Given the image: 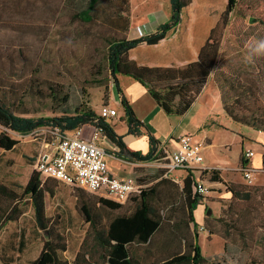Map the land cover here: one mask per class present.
<instances>
[{"label":"rangeland","instance_id":"374dc122","mask_svg":"<svg viewBox=\"0 0 264 264\" xmlns=\"http://www.w3.org/2000/svg\"><path fill=\"white\" fill-rule=\"evenodd\" d=\"M86 1L0 0V96L10 103L22 102L31 112L25 116L34 118L58 116L61 108L72 111L90 108L99 114L101 107L109 105L112 100V106L118 112L117 121L113 120L120 130V118L125 116V110L110 77L108 45L114 39H133L137 32L141 34L144 31V28H138L136 21L130 28L132 12L133 19H138L143 2L100 0L92 21L83 23L76 20L75 15L85 8ZM211 2L216 6L210 11L213 15L227 4V0L200 1L201 5ZM158 4L161 15L171 14L169 0H159ZM127 20L129 28L125 30ZM156 21H159V16ZM154 27H157L156 24H151L150 28ZM262 38L264 0H237L228 25L219 38L218 59L205 88V96L210 91L216 93L219 104H222L223 94L227 103L232 104L234 112L245 120L264 116V56L255 57L252 61L246 59V44ZM120 76L122 80L131 79ZM251 87L253 94L249 92ZM212 103V109L218 112L216 102L213 100ZM135 107L141 118L150 112L148 101ZM205 115V108L198 111L195 107L184 119L179 116L170 119L174 125L181 120L192 127L201 124L194 137L206 145L204 162L212 168L211 172L202 175L208 191L203 205L194 213L199 225L195 231L197 242L206 258L203 264H264V164L262 162L252 182L241 172L245 151L256 153L250 159V166L261 159L264 132H255L238 124L243 130L239 133L237 123L227 118L223 111L219 116L221 118L215 116V122L221 121L225 128L216 126L213 119L203 122ZM92 129V126H85L83 135H89ZM3 130L0 127V133ZM6 132L19 144L12 151L0 148V186L15 192L17 199L11 201L0 195V214L5 216L15 203L24 213L15 222L0 224V264H3L1 258L13 260L6 261L8 264H29L39 255L46 234L36 230L32 208L20 196L35 171L43 141H51V128H41L27 136L11 130ZM101 142L107 152L108 163L113 160V143L105 136ZM211 143L213 146L207 147ZM163 164L164 161H160L148 165L149 175L155 174ZM182 173L174 172L173 175H186ZM138 175L131 174L133 178ZM194 176L199 178L200 174L195 173ZM214 176L218 182L213 181ZM46 182L49 190L55 193L53 197L46 195L47 214L65 236L70 252H75L83 245L89 231V224L77 208V188L50 179ZM172 184L160 187L155 200L163 208L165 217L161 230L154 236L151 245L131 247L141 263L150 262V256L153 259L173 250L183 251L185 240L191 238L193 225L186 227L187 208L178 189L182 184ZM232 190L249 197H234ZM87 194L100 197L95 193ZM170 203L173 207L169 206ZM136 205L137 201L133 199L117 211L101 210L100 214L113 217L129 213ZM67 256L70 257V254Z\"/></svg>","mask_w":264,"mask_h":264},{"label":"trees","instance_id":"16d2710c","mask_svg":"<svg viewBox=\"0 0 264 264\" xmlns=\"http://www.w3.org/2000/svg\"><path fill=\"white\" fill-rule=\"evenodd\" d=\"M99 2L100 0H87L85 8L76 13L75 19L83 23H90ZM191 2L192 0H170V19L150 35L135 39L121 38L109 41L107 61L110 77L125 110L128 132L140 137L143 135L141 129L147 128L150 144V151L144 156L139 153L128 152L129 161L149 163L163 159L165 154L162 151L158 152V146L161 143L145 126L144 122L136 117L129 100L120 87L118 76H129L145 87L166 115L182 117L200 96L215 68L220 49L219 38L222 37L223 31L228 25L230 14L235 9L237 0H228L220 21L211 30L206 43L200 49L197 61L183 67H145L139 66L130 59V52L141 44L158 45L176 31L182 23L184 9ZM128 28L129 20H127L124 29L128 30ZM249 92L250 94L254 93L252 87ZM222 104L226 115L232 121L253 130L264 132V116H257L251 120L241 118L234 112L232 104L227 103L223 94ZM30 113V110L22 102L19 104L10 103L0 96V127L4 129L0 133L1 149L12 151L19 144L17 140L12 139L7 134V130L27 136L41 128L58 127L62 133H70L88 125L102 129L103 135L109 141L120 149H126L122 143V137L116 133L111 124L90 108L75 109L74 111L61 108L60 114L54 117L34 118L25 116ZM244 163L243 157L241 165ZM164 173L165 170L160 168L153 175L138 177V183L144 185L145 189L129 200H136L137 205L129 213H119L113 217H103L100 211H117L123 208L124 204L103 197L94 198L87 194V191L77 188V208L83 220L89 224V231L87 239L80 249L70 252L65 236L56 225H53L54 222L47 214L46 195L49 194L53 197L55 193L53 190H49L47 182L43 181L40 173L36 170L33 171L27 184L23 187L20 197L31 206L36 230L39 233H45L46 238L42 242L39 255L29 264H203L206 258L202 255L197 242L198 234L195 231L199 229V225L195 220L194 213L199 206L203 205L204 196L194 192L193 175L183 178L182 187L176 185L177 188L179 187L181 197L187 208L186 227L189 228L191 224L193 225L191 238L185 240V249L183 251L173 250L162 257H153V259L150 256V262L145 263H141L131 250V247L151 245L154 236L164 224L163 208L155 200L158 198L160 187L171 186L174 182L164 178ZM213 178L214 182L219 181L216 176ZM155 181L157 182L155 183ZM232 193L234 197L241 199H248L249 197L248 194L243 195L233 190ZM0 195L11 201L17 199V194L9 191L5 186H0ZM171 198L173 201L174 195ZM17 204L11 205L5 216H3L4 213L0 214V224L15 222L24 213ZM169 206L173 207V204L170 203ZM68 253L70 257L67 256ZM1 261L3 264H8L6 261L13 262L11 259L6 260L4 258H1Z\"/></svg>","mask_w":264,"mask_h":264},{"label":"crops","instance_id":"0c3cea01","mask_svg":"<svg viewBox=\"0 0 264 264\" xmlns=\"http://www.w3.org/2000/svg\"><path fill=\"white\" fill-rule=\"evenodd\" d=\"M158 1L159 0H142L143 5L140 7L141 12H139L138 14V19H133L132 12L130 28L134 27L135 21L137 22L138 28H144V31L141 34L137 32L133 39L142 36H147L156 32L162 24L168 22V20L170 19V13H168L167 16L165 14H160L161 12ZM200 1L201 0H192L191 4L184 9L182 14V23L178 27V29H176V31L172 32L166 39L162 40L158 45L148 46L145 43L141 44L139 47L130 52V59L135 61L139 66L145 67H183L191 62L197 61L200 49L206 43L211 30L219 22L221 14L224 12L227 5L226 4L224 8H221L218 13L213 15L210 13V11L216 7L214 3L211 2L209 4L207 3L206 5H201ZM131 3H133V0H131ZM157 16H159V21H156ZM151 24H156L157 27L150 28ZM118 80L120 83V87L122 88L130 104L132 105L133 110L135 109L134 112L136 111V105L139 106L145 101L150 102V112L144 118L138 116L136 112L135 115L140 121L144 122L145 126L149 128L150 132L155 136V138L161 144L166 145L169 150L177 149V139L183 135H191L193 136V140L201 142L198 139L196 140V138L194 137V133L198 131V129L201 127V124L199 126L192 127L185 120H181L177 122L176 125H174V121L170 120L173 116L166 115L164 111L158 107V105L149 95L145 87H143L140 83L136 82L132 78L130 80H122V76L119 75ZM124 84L126 85L124 86ZM206 87L207 85L205 86V88ZM205 88L203 89L202 93L197 98L195 103L192 105L190 110L181 118L184 119L185 117L189 116V113H191V111L195 107L198 111L203 110L204 108L206 109V117L203 122H206L209 119H213L214 122L217 121L215 120V116H221L222 111L226 115L222 104H219L220 99L218 95L210 91L209 95L206 97ZM113 93L114 90L112 88V95ZM116 96L120 100L117 92ZM213 100L216 102V108L219 107L218 112L212 109ZM111 101L109 106L114 108L112 106ZM198 103L200 104L198 105ZM227 118L229 117L227 116ZM115 120H110L108 122L114 128L116 133L122 137V143L126 146V149H120L115 144L111 145V147H113L111 152V157H113V160H109L108 162V166L111 172L119 178L132 177L131 174L133 172L139 173L136 178L140 176L149 175L150 172L147 170L146 167L157 161L149 163H136L129 161V159L127 158L128 152L139 153L143 156L148 154V152L150 151V144L147 136V128H142L141 130L143 132V135L140 137H136L128 132L129 129L125 116L120 118V130L117 129ZM215 123L216 126L225 128V125H223L221 121ZM238 124L239 123H237V127ZM189 127L191 129H189ZM239 127L237 128V130H239L240 133L243 130ZM247 128L255 132H261L253 130L249 127ZM208 134H211V131H208ZM161 144L158 146V152L160 151L159 148ZM212 146L213 145L211 143L207 147ZM242 146L243 148L245 147L243 142ZM263 156L264 152L261 155V159H259L255 165L251 166L256 169H260L263 162ZM245 162H248L250 164L251 160L245 159ZM175 176L178 178H183L181 175ZM163 177L166 178L164 175ZM156 182L157 181H155V183Z\"/></svg>","mask_w":264,"mask_h":264},{"label":"built area","instance_id":"2783aa9c","mask_svg":"<svg viewBox=\"0 0 264 264\" xmlns=\"http://www.w3.org/2000/svg\"><path fill=\"white\" fill-rule=\"evenodd\" d=\"M99 116L110 121L118 117V112L115 108L104 105L100 109ZM92 128L91 133L86 136L83 135L84 127L70 133H62L58 127L51 128V141H43L35 170L40 173L43 181L54 179L68 186L125 204L132 197L140 194L145 186L139 184L137 178H119L111 172L106 162L107 152L101 142L103 131L94 126ZM177 146V149L169 150L166 145L161 144L159 148L165 154L163 159L157 161H164L161 165L165 170L164 176L181 184L184 177L193 175L194 192L204 196L208 188L202 180V175L212 170L204 162L206 145L193 140L191 135H183L177 139ZM254 156L252 150L244 152V159L250 160ZM258 170L245 162L241 172L252 182ZM174 172H185L186 175L178 178L173 175ZM195 173L200 174L199 178L194 176Z\"/></svg>","mask_w":264,"mask_h":264},{"label":"clouds","instance_id":"9594fccd","mask_svg":"<svg viewBox=\"0 0 264 264\" xmlns=\"http://www.w3.org/2000/svg\"><path fill=\"white\" fill-rule=\"evenodd\" d=\"M248 54L246 59L252 61L255 57L264 56V38L254 39L246 44Z\"/></svg>","mask_w":264,"mask_h":264},{"label":"water","instance_id":"95a60500","mask_svg":"<svg viewBox=\"0 0 264 264\" xmlns=\"http://www.w3.org/2000/svg\"><path fill=\"white\" fill-rule=\"evenodd\" d=\"M251 22L253 23L254 22V19H252Z\"/></svg>","mask_w":264,"mask_h":264}]
</instances>
